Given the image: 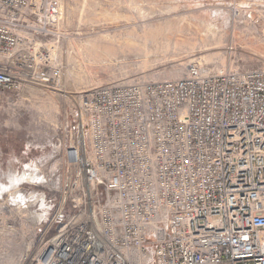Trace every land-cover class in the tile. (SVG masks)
I'll return each mask as SVG.
<instances>
[{"label":"built area","instance_id":"built-area-1","mask_svg":"<svg viewBox=\"0 0 264 264\" xmlns=\"http://www.w3.org/2000/svg\"><path fill=\"white\" fill-rule=\"evenodd\" d=\"M60 23L58 0H0V90L59 84ZM79 107L73 211L33 193L24 264H264V65L192 63L93 87Z\"/></svg>","mask_w":264,"mask_h":264},{"label":"rangeland","instance_id":"rangeland-1","mask_svg":"<svg viewBox=\"0 0 264 264\" xmlns=\"http://www.w3.org/2000/svg\"><path fill=\"white\" fill-rule=\"evenodd\" d=\"M58 1L59 37L49 42L59 84L0 90V264H24L40 237L35 208L15 203L18 196L38 201L33 193L47 192L73 211L62 190L80 179L71 147L82 140L89 151L77 118L84 93L137 79H178L192 63L217 72L264 65V0ZM29 174L38 179H23Z\"/></svg>","mask_w":264,"mask_h":264},{"label":"bare ground","instance_id":"bare-ground-1","mask_svg":"<svg viewBox=\"0 0 264 264\" xmlns=\"http://www.w3.org/2000/svg\"><path fill=\"white\" fill-rule=\"evenodd\" d=\"M239 14V11H235V15H238ZM211 28H218L217 26L215 27V26H213V27H211ZM83 138V137H82ZM33 177H35V179H38V177H37V175H24L23 176V179H32ZM2 189H3V187H2ZM15 196V195H14ZM13 196V197H14ZM15 198V197H14ZM34 200V201H33ZM14 201H15V203L17 202L18 203V205H24V206H27V205H31L30 204V202L31 201H33V202H35V201H37L35 198H31V199H25L22 195L21 196H18L17 197V199H14Z\"/></svg>","mask_w":264,"mask_h":264}]
</instances>
